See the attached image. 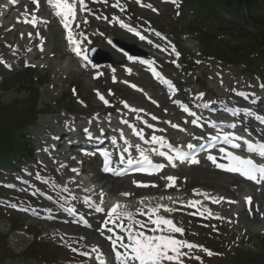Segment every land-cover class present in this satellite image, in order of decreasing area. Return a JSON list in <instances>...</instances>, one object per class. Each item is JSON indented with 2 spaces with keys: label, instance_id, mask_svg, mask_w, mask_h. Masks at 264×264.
<instances>
[{
  "label": "rangeland",
  "instance_id": "1",
  "mask_svg": "<svg viewBox=\"0 0 264 264\" xmlns=\"http://www.w3.org/2000/svg\"><path fill=\"white\" fill-rule=\"evenodd\" d=\"M78 1L82 5L84 3V7L94 11L99 16L105 10L104 6L97 5L96 0ZM126 2L128 3L127 7H129L130 11L128 14L129 17L136 18L137 22L153 24L154 27L159 28V30L176 41L179 47L178 52L180 57L178 64L180 70L169 68L170 64L165 62L167 66L165 72L178 85L180 94L183 95L185 93L188 95V92H191L194 97L214 99L230 96L231 90L236 86L254 88L257 87L258 81L264 83V55L254 53L251 56L252 59L244 62L247 64H243L245 66L241 65V60L238 59L242 57L241 54L238 58L235 57L234 60L227 61L228 63L223 64L217 59L218 55L214 53H210L208 58H204L202 56L204 55L202 50L205 53V47H200L196 41L192 40L191 35L184 34V25L186 26L188 22H194L195 24H200L202 29L211 31L210 33L216 36V39H214V41L216 40L215 43L221 49L228 48L229 46L244 47V44H237L233 39L219 36L221 32L215 31L212 28V21L203 23L209 17V13H202V17H199L200 14H187L186 17L181 15L178 18L167 6L163 4L161 6L158 0L142 1L145 5H152L158 11L159 16L133 5V0H127ZM7 12L9 14L10 10H7ZM216 14L218 19H226L228 22L231 20L234 21L231 26H243L245 28L243 29L245 30L244 33L249 35V37L247 36L246 40L241 37L240 40L243 42L246 41L248 45H252L250 42L251 35H254V37L258 35L257 31L261 28L260 25L250 27L251 25L248 24V27L244 26L242 19L238 17L231 18V16L220 9H217ZM260 17L261 15L257 18L260 19ZM80 18L83 24L81 23L82 25L79 31L86 36L89 43L95 42L102 50L108 51L104 44V38L106 37H116L126 44L135 45L143 49L139 44L124 36V34L116 29L109 28L100 21L88 18L86 14L85 16L82 14ZM10 24L11 20L8 17L5 23L4 37L0 33V43L6 44L5 46L1 45L4 51L7 50L6 47L11 50L17 49L19 45L26 47L22 45L24 42L19 44L23 39L20 36L24 35V31L20 32L17 30V27H12L11 29ZM49 27L46 28L47 30L44 29L45 33L43 32L48 42V51L44 56L36 58V63H27V58H25L24 53L19 55V61L16 63L17 68L13 73L6 74L0 68L1 104L8 105L15 102V100L26 101V95L28 94L32 100L37 97V108L42 111L43 115L38 116L39 118L32 127H29L26 131H21L23 137L26 136L29 138L28 147L31 146V149L34 151L33 157L35 160L38 157L36 150L39 151L41 147L37 144L38 136L40 137L46 131L48 122H51V127H57L54 125L53 120L58 117H63L68 123L75 121L74 125L78 132L80 125L93 115H97L98 117L110 116L114 121L115 115L121 109L120 105L124 101L143 107L146 111L156 115L162 121L161 125H159V131L156 133L157 136L167 139L179 137V132L171 129V125L173 124L180 125L179 115L167 101L162 90L152 84L137 67L130 68L132 73L128 75L123 72L124 68L122 67L115 66L113 69L103 68L97 72L98 78L94 79L91 71L77 66V63L70 57L68 63L62 61L63 55L61 56V54L65 50V44L62 42L57 27L53 24ZM6 32L8 33L5 34ZM19 33L20 38L17 40ZM262 33L264 35V32ZM54 45L59 46L62 53L59 48H54L59 51H53L52 47ZM43 47L46 50V47ZM206 51V53H209V50L206 49ZM225 51L229 52V49ZM188 56H191L193 60ZM112 57L116 61H120L122 66L125 65L121 57L114 54H112ZM14 59H10V61H14ZM191 63L194 65L189 68ZM67 66L68 68H66ZM24 68H28L29 70L25 71ZM25 72L30 75H24ZM32 78L34 80L36 78V83H31ZM124 84L133 85L135 88L130 89L129 86H125ZM94 89H101L104 92L108 101L107 105L103 106L96 100L93 94ZM29 96L28 98L30 99ZM27 108H30L29 103ZM24 114L22 112V114H17L16 117L14 115L9 116V124H17L21 118H25ZM78 121L79 124L76 126V122ZM9 127L7 123L4 127L0 125V133L3 129L7 132ZM180 136L182 137V135ZM67 157L72 158L70 154ZM11 162L13 164V171L15 172H19L18 167L26 169V166L33 164L27 158L23 162L18 158H13ZM0 164L9 166L4 161H1ZM47 168L49 167L45 166L44 168H40V173L42 171L52 177L54 175L60 182L64 180L58 175L57 170L51 171L47 170ZM82 168L84 170L82 173L84 181H88L92 175H98L97 165L93 161L86 162L82 165ZM7 173L10 174L9 171ZM168 173H172L175 179V187L171 191L165 188L164 175H162L156 179H150L152 182L159 183V186L155 189L135 190L132 189L131 182L126 180L114 183L111 191L107 193V197L120 200L122 199L121 193L128 192L131 196L130 200L123 199L124 201L121 204L129 212H133L135 207H137V203L140 201L155 203L153 207H156V217H160L162 221L157 226L148 225V228H151L152 231H143V240L141 241L150 251L151 255H153L154 264H249L248 260L243 259L246 258L244 255L250 256L251 253L237 250L230 252V246L235 247V245L248 250V252L249 250H253L256 253H262V248H264L263 219L261 221H247L243 217L239 222L235 219V215L232 213L233 210L230 207L228 209L224 206L222 208L224 211L217 217L218 219L211 221L208 219V214H210L212 209L207 207V204L200 205L198 202L201 198L199 195L201 194V190L199 192H192L190 190L191 188L201 187L204 189V193L213 192L215 195L225 194L234 196L235 198L236 193L234 191H237L239 195H244L247 191L244 185L238 184L234 179L219 176L209 171L203 164L196 167V169H180L179 171H169ZM10 178L6 174H1L0 176L1 181H6ZM30 179L27 178V180ZM91 181L94 185L93 180ZM231 186H234L235 190L234 188L230 190ZM250 190L254 192L259 201L258 204L263 209L264 195L260 193L259 195L255 190ZM0 192V197L4 199L9 198L18 203H25L24 199H28L25 194H12L2 189H0ZM107 197L105 196V198ZM27 202L34 206V208L38 204L41 206L39 207L40 209L46 208L45 203L38 202L36 199H30ZM198 205L201 207H197ZM95 218L100 220L102 216L97 215ZM234 220L237 221L236 224L232 223ZM200 223H204L203 226H200L202 225ZM55 224L57 223H47L45 221L31 219L25 215L13 213L9 209L0 208V246H4V250L0 251V264H72V260L77 262L78 258L69 254L70 252L66 253V255L60 254L61 256L52 254L49 258L48 252L54 251V249L63 252H66V249H70L73 252L81 251L87 253L81 241L71 244L72 239L62 241V238L54 233L58 229H61L74 236L76 232H73L74 230L72 228L63 224H59L60 227L57 228L58 225ZM13 227L18 230L12 231L11 228ZM24 230L26 231L24 232ZM216 230L219 234L217 236L212 235V233H216ZM201 232L207 234L208 236L206 237L210 241L202 238ZM35 239H38L39 244L48 243L52 246H46L43 250L36 251L37 256L30 260H23L19 254ZM203 244H206L207 247H205L207 250L202 249L201 246ZM47 248L51 250L48 249L46 251ZM225 255L226 258H224ZM259 263L263 264L264 262Z\"/></svg>",
  "mask_w": 264,
  "mask_h": 264
},
{
  "label": "bare ground",
  "instance_id": "2",
  "mask_svg": "<svg viewBox=\"0 0 264 264\" xmlns=\"http://www.w3.org/2000/svg\"><path fill=\"white\" fill-rule=\"evenodd\" d=\"M27 1L28 0H15V4H17V5H14V6H10L9 5V3L7 2V0H5L4 2H1V0H0V24L3 26L4 24H3V21H4V19H6L7 17H9L11 14H12V12H9V14H8V12L6 13V11L7 10H15L17 7H21V10H19V12H16V13H14L13 14V16H14V22H13V24H16V25H18V18H21V20H20V22H22V20L24 19V18H27L28 20H32L33 18H34V23H37V28H38V30H36L35 32H39V30L40 31H44V29H46L47 27H45L44 26V24H41V19H43V18H45V20H48V19H50L51 20V17H50V9H49V6L48 5H50V3H51V1L50 2H47V1H42L41 0V2H40V6H39V8H38V11L37 12H34V7H32V5H27ZM57 2L59 3V10H64V8H65V5H66V1H61V0H57ZM19 3V4H18ZM40 12H41V14H40ZM8 14V15H7ZM26 14V15H25ZM18 27V29L19 30H23L24 28H26L25 29V31H26V33H31L33 30L30 28V27H28V26H23V24L22 23H19V26H17ZM2 35V34H1ZM33 36H34V32H33ZM43 37V36H42ZM23 41H27V44H28V39H27V36H26V38L24 39V40H22L21 42H23ZM32 42L33 43H35V46L38 44V42H36L35 40H34V38H33V40H32ZM54 48H59V46H56V45H54V47H53V51H59V50H61L60 48H59V50H55ZM29 49H30V47H29ZM45 49H44V47H43V51H44ZM0 51L1 52H6L7 50H5L4 51V49L2 48V46H0ZM34 50H31V55L32 56H36L37 54L39 55L41 52H36V51H34ZM61 53H62V50H61ZM67 53H68V51L65 49L64 51H63V54H61V56H62V61H64V62H67L68 63V61H69V58H68V55H67ZM27 56H29L28 54H27ZM61 61V60H60ZM66 68H68V66L66 67ZM66 70V69H65ZM68 70V69H67ZM58 119H62V121H63V117H58V118H56V119H54L53 121H54V125H59V123H58ZM66 120V119H65ZM65 121H63L62 122V124L60 125L61 126V133H64V132H66V127L64 126V123ZM67 122V121H66ZM70 123V126H71V121L69 122ZM51 124V122H48L47 123V125H50ZM112 126H114L113 124H111ZM246 125H248V124H246ZM50 134H52V131H50ZM54 134V135H53ZM52 135L53 136H57V134L56 133H53ZM66 137V136H65ZM45 139H46V141L48 140L47 139V137L45 136ZM66 140H69V138H65ZM40 140H42V138L40 139ZM73 142H75V141H73ZM48 153H51L50 151H48ZM55 157H56V155L58 156V155H60V152L58 153L57 151H54V154H53ZM63 158V157H62ZM64 161H66V160H62V161H58V163L57 164H61V163H63ZM69 163V161L67 160L66 161V164H68ZM76 167V165H73V166H70V167ZM176 167H178L177 165H175L174 167H172V168H176ZM69 174V173H68ZM95 178V180L96 181H94V183H97V184H99V186H102V188H104V189H106L107 187H111V188H113V183H116V181H113V182H109V181H105V182H102L103 180L102 179H96V176H93V177H91L89 180H92V179H94ZM98 181H99V183H98ZM103 183V184H102ZM99 186L97 187V188H92V187H88L87 188V191H89V194H91V193H94V189H99ZM108 190H111V189H108ZM262 190H263V195H264V187H262ZM86 192V191H85ZM86 196V199H87V201H91V199L90 198H88V194L87 195H85ZM245 197V196H244ZM244 197H241V196H239V198H238V200H237V202H236V205H237V207H235L236 209H235V212L234 213H237L238 212V208H239V206H240V204H241V201H244ZM247 197V196H246ZM224 198H230V197H226V196H224ZM79 199H80V197H79ZM81 200V199H80ZM113 200V199H112ZM112 200H110V201H112ZM215 200H218V198L217 199H215ZM114 201V200H113ZM86 205H89V204H86ZM96 206L97 205H99V203H96L95 204ZM222 204H220V206H221ZM243 214V213H242ZM242 218V217H241ZM253 218H255V220H257L258 219V216H256V215H254L253 216ZM258 221V220H257ZM64 232L63 231H61L60 232V235H62ZM66 234V233H65ZM85 239V238H84ZM66 240H67V238H66ZM94 241H96V239L94 240ZM85 242H88L87 240L85 241ZM89 243V247L90 246H92V247H94L95 246V242H88ZM144 256H145V252H143L142 253V258H144Z\"/></svg>",
  "mask_w": 264,
  "mask_h": 264
},
{
  "label": "trees",
  "instance_id": "3",
  "mask_svg": "<svg viewBox=\"0 0 264 264\" xmlns=\"http://www.w3.org/2000/svg\"><path fill=\"white\" fill-rule=\"evenodd\" d=\"M194 1H198L200 2V7L201 9H205L206 7H209L211 5L214 4V2L216 3L217 1H219L220 4V8L225 9L228 12H233L235 10H245L249 13L250 17H253L255 11L263 13L264 14V0H192L190 2H194ZM254 19V18H253ZM261 28L258 30V35L256 37H254V35H251V39L250 42L252 43V46L259 43L260 46L258 47H264V35L262 33V31H264V23L261 24ZM239 38H243L244 40L247 39V36L249 37V35H246L244 33V31H241L240 33H238ZM232 37V36H231ZM199 42L204 45L206 48L211 46V42L206 39V37L204 38H200ZM233 50V49H232ZM241 51L238 50L236 51V54L239 53ZM0 110H3L2 107H0ZM10 137V138H9ZM18 135L14 134L12 129H9V132L4 136V138L2 140H0V154H9L12 149L15 150V143H19V140L17 139ZM10 139V143L7 145V141H9ZM13 141V142H11Z\"/></svg>",
  "mask_w": 264,
  "mask_h": 264
},
{
  "label": "water",
  "instance_id": "4",
  "mask_svg": "<svg viewBox=\"0 0 264 264\" xmlns=\"http://www.w3.org/2000/svg\"><path fill=\"white\" fill-rule=\"evenodd\" d=\"M128 49V48H127ZM135 52V51H134Z\"/></svg>",
  "mask_w": 264,
  "mask_h": 264
}]
</instances>
